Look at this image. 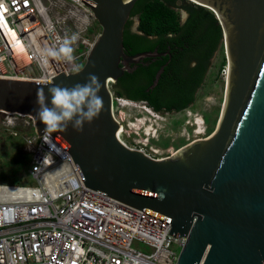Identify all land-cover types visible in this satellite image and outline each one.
Wrapping results in <instances>:
<instances>
[{"label":"water","instance_id":"1","mask_svg":"<svg viewBox=\"0 0 264 264\" xmlns=\"http://www.w3.org/2000/svg\"><path fill=\"white\" fill-rule=\"evenodd\" d=\"M136 0H82L99 27L79 72L50 83L0 80V113L45 125L35 109L37 90L99 77L103 108L77 132L49 135L71 158L85 188L169 224L168 236L186 238L176 264H264V0H184L210 11L221 31L226 62L217 124L206 138L161 160L126 147L112 114L113 85L143 59L167 53L123 51L122 33ZM187 15L183 12V23ZM137 25V21H136ZM135 25V27H136ZM162 72L160 67L152 85Z\"/></svg>","mask_w":264,"mask_h":264},{"label":"built area","instance_id":"2","mask_svg":"<svg viewBox=\"0 0 264 264\" xmlns=\"http://www.w3.org/2000/svg\"><path fill=\"white\" fill-rule=\"evenodd\" d=\"M81 2L0 0V80L50 83L80 68L99 33ZM73 36V62L42 59L41 50ZM1 114L7 127L26 117ZM26 118L29 183L0 184V264H176L185 237H170L168 223L85 188L68 154ZM141 147L130 149L167 157Z\"/></svg>","mask_w":264,"mask_h":264},{"label":"trees","instance_id":"3","mask_svg":"<svg viewBox=\"0 0 264 264\" xmlns=\"http://www.w3.org/2000/svg\"><path fill=\"white\" fill-rule=\"evenodd\" d=\"M181 1L136 0L123 28L126 55L154 50L167 53L154 60L143 59L134 71L124 72L112 85L120 98L143 102L156 113L180 112L192 104L209 61L221 43L220 27L210 11L193 4L181 6L187 17L180 22L175 5ZM132 18L137 21L133 33ZM187 62L194 65L190 67ZM160 67L156 84L149 88Z\"/></svg>","mask_w":264,"mask_h":264},{"label":"rangeland","instance_id":"4","mask_svg":"<svg viewBox=\"0 0 264 264\" xmlns=\"http://www.w3.org/2000/svg\"><path fill=\"white\" fill-rule=\"evenodd\" d=\"M175 8L181 20L184 11L179 8V2ZM131 22L133 29L136 18H132ZM95 29L99 31L97 26ZM225 67L224 50L220 43L209 61L202 83L194 93L192 104L180 112L156 113L139 102L113 99L112 114L119 121L123 117L122 143L128 148L143 145L141 148H152L158 151V155L168 157L186 144L209 136L216 127L223 103ZM110 89L115 92L112 85ZM123 104L127 105L124 107ZM3 117L0 113V184H28L26 169L29 158L23 152L21 139L29 131L24 123L28 119L20 118L15 126L7 127L3 125ZM143 130L152 137L143 135Z\"/></svg>","mask_w":264,"mask_h":264},{"label":"clouds","instance_id":"5","mask_svg":"<svg viewBox=\"0 0 264 264\" xmlns=\"http://www.w3.org/2000/svg\"><path fill=\"white\" fill-rule=\"evenodd\" d=\"M76 40V36L66 38L61 46L45 48L41 50L40 55L45 62L49 59L64 60L73 62V48L71 44ZM74 71L79 72L80 68L76 66ZM101 84L99 77L90 73L86 82L76 83L72 87L62 86L60 84L48 88L51 96L50 105L47 102L48 97L44 89L37 90L35 109L39 120L45 125L44 132L51 135L55 132H66L69 124L77 132H83L84 124H91L93 120L98 119L103 108V99L99 95ZM144 104L143 102H139ZM145 105V104H144ZM143 135H150L143 130ZM135 134V133H134Z\"/></svg>","mask_w":264,"mask_h":264},{"label":"bare ground","instance_id":"6","mask_svg":"<svg viewBox=\"0 0 264 264\" xmlns=\"http://www.w3.org/2000/svg\"><path fill=\"white\" fill-rule=\"evenodd\" d=\"M225 75V76H224ZM223 76L225 77V80H226V67H225V71L223 72ZM127 104H123V106L125 107ZM113 117L115 118V120L117 121V123H118V126H119V129H120V131H119V138H120V135L123 133V127H122V125H121V121L123 120V117H122V120L121 121H119L118 120V118L117 117H115L114 115H113Z\"/></svg>","mask_w":264,"mask_h":264},{"label":"flooded vegetation","instance_id":"7","mask_svg":"<svg viewBox=\"0 0 264 264\" xmlns=\"http://www.w3.org/2000/svg\"><path fill=\"white\" fill-rule=\"evenodd\" d=\"M187 5H189V4H187L184 0H182L181 2H180V5H179V8L181 9V6H187ZM133 7V6H132ZM132 9V8H131ZM182 10V9H181ZM131 11V10H130ZM130 31L133 33V32H135V27L133 28V29H131L130 28ZM189 65H190V67H192L193 65H194V62H187ZM135 69H136V67H135ZM134 69V70H135ZM133 70V71H134ZM116 83V82H115ZM115 83L113 84V85H115ZM118 93V92H117Z\"/></svg>","mask_w":264,"mask_h":264},{"label":"snow or ice","instance_id":"8","mask_svg":"<svg viewBox=\"0 0 264 264\" xmlns=\"http://www.w3.org/2000/svg\"><path fill=\"white\" fill-rule=\"evenodd\" d=\"M0 7H2V5H0ZM0 20H2V15H0ZM22 50V49H21Z\"/></svg>","mask_w":264,"mask_h":264}]
</instances>
